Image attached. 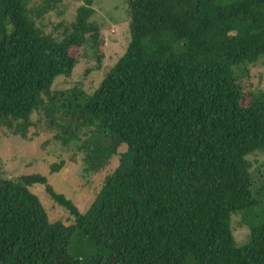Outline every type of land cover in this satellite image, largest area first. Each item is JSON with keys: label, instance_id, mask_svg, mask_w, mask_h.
I'll return each instance as SVG.
<instances>
[{"label": "trees", "instance_id": "16d2710c", "mask_svg": "<svg viewBox=\"0 0 264 264\" xmlns=\"http://www.w3.org/2000/svg\"><path fill=\"white\" fill-rule=\"evenodd\" d=\"M57 1L0 0V132L44 122L84 173L118 162L84 211L43 174L0 173V264H264V172L249 158L264 153V90L241 79L264 57V0H125L128 44L92 92L52 89L72 47L102 57L93 0L54 34L41 20ZM42 187L71 223L48 218ZM238 211L252 217L242 245Z\"/></svg>", "mask_w": 264, "mask_h": 264}, {"label": "rangeland", "instance_id": "374dc122", "mask_svg": "<svg viewBox=\"0 0 264 264\" xmlns=\"http://www.w3.org/2000/svg\"><path fill=\"white\" fill-rule=\"evenodd\" d=\"M42 1L31 0V3L40 4ZM81 2V0L57 1L41 20L44 30L57 34L54 26L60 22H71L75 17L77 6ZM92 7L94 8L92 20L100 27L102 36L100 39V52L102 53L100 67L96 68L98 62L91 47H72L70 52L77 58V63L70 76L55 78L52 84L53 90L81 87L86 92H92L104 74L124 53L130 38L125 0H93ZM246 68L247 73L242 76V82L252 90H264V57L249 64ZM36 118V114H34L33 119L36 120ZM53 133L54 130L47 129L44 122H36L32 125L27 138L13 134L10 128L4 127L0 132V173L12 178L22 174H43L56 191L70 197L78 209L84 211L100 188L104 177L117 165L118 156H112L110 162L98 173L86 174L83 172L82 152L73 143L65 146L53 140ZM122 149L120 148V150ZM249 158L253 167L261 165L259 171L264 172L262 165L264 153L258 152ZM60 159L64 160L63 166L58 171L51 173V163L58 162ZM34 190L50 220L59 219L67 224L71 223L69 213L62 206L56 204L44 192L43 187ZM254 211V216L264 218V202L256 206ZM245 212L238 211L231 215L230 229L237 245L246 243L249 237L252 217L246 216Z\"/></svg>", "mask_w": 264, "mask_h": 264}]
</instances>
